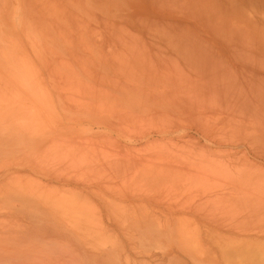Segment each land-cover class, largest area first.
<instances>
[{
	"label": "rangeland",
	"instance_id": "obj_1",
	"mask_svg": "<svg viewBox=\"0 0 264 264\" xmlns=\"http://www.w3.org/2000/svg\"><path fill=\"white\" fill-rule=\"evenodd\" d=\"M0 264H264V0H0Z\"/></svg>",
	"mask_w": 264,
	"mask_h": 264
}]
</instances>
